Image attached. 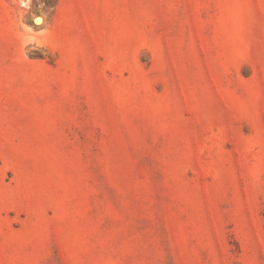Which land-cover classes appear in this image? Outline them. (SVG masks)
Segmentation results:
<instances>
[{"label": "rangeland", "instance_id": "obj_1", "mask_svg": "<svg viewBox=\"0 0 264 264\" xmlns=\"http://www.w3.org/2000/svg\"><path fill=\"white\" fill-rule=\"evenodd\" d=\"M0 264H264V0H0Z\"/></svg>", "mask_w": 264, "mask_h": 264}, {"label": "clouds", "instance_id": "obj_2", "mask_svg": "<svg viewBox=\"0 0 264 264\" xmlns=\"http://www.w3.org/2000/svg\"><path fill=\"white\" fill-rule=\"evenodd\" d=\"M32 4V0H21V6L30 8Z\"/></svg>", "mask_w": 264, "mask_h": 264}]
</instances>
